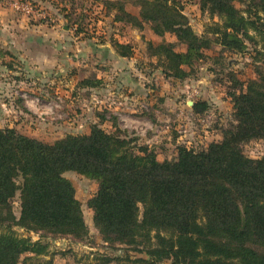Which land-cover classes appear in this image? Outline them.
Segmentation results:
<instances>
[{
    "label": "trees",
    "instance_id": "trees-1",
    "mask_svg": "<svg viewBox=\"0 0 264 264\" xmlns=\"http://www.w3.org/2000/svg\"><path fill=\"white\" fill-rule=\"evenodd\" d=\"M234 1L200 0L201 10L222 22L210 32L215 42L193 32L178 0H137L133 6L139 7L138 17L120 5L121 16L113 15V21L140 31L149 25L158 37L174 36L185 52L150 43L147 50L162 61L165 78L181 82L191 77L192 62L202 59L211 44L239 52L240 37L250 39L249 29L258 31L255 22L234 8ZM244 1L261 14L257 20L264 31V0ZM114 48L119 57L131 58L129 46L118 43ZM256 76L230 95L234 124L222 131L220 140L200 152L179 146L172 161L159 162L151 148L138 145L116 126L109 134L93 125L88 134L53 144L0 129V229L5 230L0 233V264H18L24 253L45 254V246H28L17 238L14 227L85 237L81 204L64 177L68 172L97 183L87 205L102 241L134 251L142 247L145 258L117 259L118 264H264V157L249 159L242 152L245 143L264 140V70ZM99 84L81 82L89 88ZM191 109L202 114L207 107L197 102ZM16 194L18 218L11 206Z\"/></svg>",
    "mask_w": 264,
    "mask_h": 264
},
{
    "label": "rangeland",
    "instance_id": "rangeland-1",
    "mask_svg": "<svg viewBox=\"0 0 264 264\" xmlns=\"http://www.w3.org/2000/svg\"><path fill=\"white\" fill-rule=\"evenodd\" d=\"M178 1L193 32L215 42L210 32L222 24L221 20L202 11L200 0ZM136 2L0 0V10L7 13L14 37H23L26 45L41 47L28 56L14 48L8 55L1 50L4 54L0 55V65L21 68L23 61L29 64L30 74L24 84L13 80L20 78V71L11 75L4 72L0 78V91L15 93L13 99L0 97V129H14L53 144L66 136L88 134L93 125L109 134L114 133L116 126L127 138L136 139L138 145L151 148L159 162L174 160L179 146L200 152L211 142L219 141L222 131L234 124L230 95L237 93L238 84L256 80V73L264 70V31L257 20L261 14L253 12L246 1L235 0L234 8L255 22L258 31L249 29L250 39L240 37L243 47L239 52L211 44L203 51L202 59L192 62L191 77L180 82L165 78L162 61L147 50L150 43L171 45L176 52H185L174 36L158 37L149 25L140 31L128 27L125 21H113V15L121 16L117 11L120 5L138 14L139 7L133 6ZM104 5L115 13L107 12ZM118 43L132 50L131 59L123 61L127 65L120 67V75L112 68L113 72L109 71L111 65L106 64L117 60L114 47ZM86 79H97L100 84L83 87L81 82ZM197 102L207 107L202 114L191 109L190 104ZM242 152L249 159L264 157V140L245 143ZM64 177L81 204L85 237L77 240L14 227L15 236L28 241V246L46 247L42 256L22 254L18 264H104L103 258L109 259V264H118L117 259L145 258L142 247L134 251L121 245L109 246L100 238L93 226V211L87 205L97 183L73 172ZM19 205L16 194L11 201L16 218ZM1 232H5L4 228Z\"/></svg>",
    "mask_w": 264,
    "mask_h": 264
},
{
    "label": "crops",
    "instance_id": "crops-1",
    "mask_svg": "<svg viewBox=\"0 0 264 264\" xmlns=\"http://www.w3.org/2000/svg\"><path fill=\"white\" fill-rule=\"evenodd\" d=\"M126 12H128L129 14H131V15H133L135 17H138L139 16V13L138 14H135L131 10H128L127 8H126ZM6 14L7 13H5L2 10H0V50H3V52L5 54H7L8 51L11 50V48H14V49H17L19 51L24 52L23 55L28 56L30 53H32V52L35 53V51H37L38 49H40L41 48L40 47V44H38V45H35V44H28V45H26L25 40H24L23 37H21V38L19 37L20 38L19 40H17L14 37L13 33L11 32L12 30H11V27H10L9 18H7V15ZM145 26L146 25H144V27ZM24 37H26V36H24ZM4 53H1V54H4ZM7 55H5V56H7ZM114 56L117 57V60L107 61L106 64L107 65H111V67H108V70L109 71H112L113 72V70H110V68H112V69H114L115 72H118L119 75H120L121 74L120 67L121 66H124L126 64V62H123V61L124 60H129L131 58H121L116 53L114 54ZM112 62L113 63L116 62L118 64L117 65H113ZM20 63H21L20 64L21 68H19L16 65L14 66V64H10V65L9 64L8 65L6 64V65H3V66L0 65V78H3L4 77L3 76V73L4 72L7 73V74H9V75H11L12 73H15V72L20 71V76H19L20 78H13V80H18V82H20L21 84H24L25 81H28V79H29V76L28 75L30 74V71H29L30 66H29L28 63L23 62V61H21ZM15 77H16V74H15ZM44 78H45V76H44ZM123 84L125 85L126 83H123ZM0 94H1L0 97H6L7 99H13L12 95H15L14 91L7 90V89H5L3 91H0ZM138 99H140V98H138ZM121 111H124V110L122 109Z\"/></svg>",
    "mask_w": 264,
    "mask_h": 264
},
{
    "label": "water",
    "instance_id": "water-1",
    "mask_svg": "<svg viewBox=\"0 0 264 264\" xmlns=\"http://www.w3.org/2000/svg\"><path fill=\"white\" fill-rule=\"evenodd\" d=\"M192 106V104H190Z\"/></svg>",
    "mask_w": 264,
    "mask_h": 264
},
{
    "label": "built area",
    "instance_id": "built-area-1",
    "mask_svg": "<svg viewBox=\"0 0 264 264\" xmlns=\"http://www.w3.org/2000/svg\"><path fill=\"white\" fill-rule=\"evenodd\" d=\"M193 92H195V91H193Z\"/></svg>",
    "mask_w": 264,
    "mask_h": 264
}]
</instances>
